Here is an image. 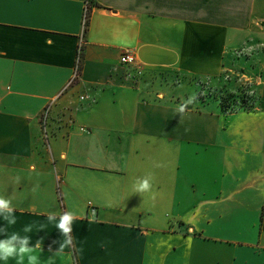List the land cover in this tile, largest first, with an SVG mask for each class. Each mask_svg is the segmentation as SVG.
<instances>
[{
  "label": "crops",
  "instance_id": "crops-1",
  "mask_svg": "<svg viewBox=\"0 0 264 264\" xmlns=\"http://www.w3.org/2000/svg\"><path fill=\"white\" fill-rule=\"evenodd\" d=\"M227 70L254 109L147 84ZM0 195L39 264H264V0H0Z\"/></svg>",
  "mask_w": 264,
  "mask_h": 264
},
{
  "label": "rangeland",
  "instance_id": "rangeland-1",
  "mask_svg": "<svg viewBox=\"0 0 264 264\" xmlns=\"http://www.w3.org/2000/svg\"><path fill=\"white\" fill-rule=\"evenodd\" d=\"M241 73H243L241 71ZM240 71L227 70L219 78L214 80L193 79L180 76L175 73L158 72L149 80L148 86L153 90L161 93H174L183 95L184 88L189 95L195 94L197 99L193 104H189L191 108H203L206 106H217L224 113H233L240 110H251L256 106L257 98L254 91L256 85L255 80L247 82L241 78ZM142 72L136 67L134 74H129L134 80H139ZM142 78V77H141ZM149 79V78H148ZM186 82L188 85L178 86ZM173 84V85H171ZM180 88L183 92L180 91ZM167 219L168 215L166 216Z\"/></svg>",
  "mask_w": 264,
  "mask_h": 264
},
{
  "label": "clouds",
  "instance_id": "clouds-1",
  "mask_svg": "<svg viewBox=\"0 0 264 264\" xmlns=\"http://www.w3.org/2000/svg\"><path fill=\"white\" fill-rule=\"evenodd\" d=\"M197 97L195 94L191 95L186 101H184L180 106L178 111L183 113L185 108L189 104H193ZM134 190L137 193L148 192L151 185V177L145 176L144 178H137L134 184ZM15 208L12 204L11 198H6L0 195V216L7 222L8 226L15 225L17 222L15 216ZM74 214L70 212H64L60 215L59 222L56 227L61 230L65 237L64 243L60 245V250L65 246L71 245L72 238L70 233L72 231V222L74 220ZM56 219V214L51 213L48 215V220L53 221ZM6 227L0 228V233L6 232ZM24 232L32 231V225L29 224L27 227L23 228ZM29 237L20 238L18 233L13 232L10 236H6L5 239L0 240V261H4L5 264L9 259H14L16 264H24L25 259H27V264H39V256L36 253V249L40 247L39 242L35 246L29 247Z\"/></svg>",
  "mask_w": 264,
  "mask_h": 264
},
{
  "label": "built area",
  "instance_id": "built-area-1",
  "mask_svg": "<svg viewBox=\"0 0 264 264\" xmlns=\"http://www.w3.org/2000/svg\"><path fill=\"white\" fill-rule=\"evenodd\" d=\"M85 7L86 8L88 7V0H85ZM85 16H86V13H85ZM81 47L82 46L80 44L79 48H78V59H77L76 68H75V72H74L73 78H76L77 73H78V63H79V56H80V53H81ZM119 62L122 65H128V66H132V65L136 64L135 57L130 52L123 53V55L119 59Z\"/></svg>",
  "mask_w": 264,
  "mask_h": 264
},
{
  "label": "trees",
  "instance_id": "trees-1",
  "mask_svg": "<svg viewBox=\"0 0 264 264\" xmlns=\"http://www.w3.org/2000/svg\"><path fill=\"white\" fill-rule=\"evenodd\" d=\"M87 24V22H85ZM80 62V61H79Z\"/></svg>",
  "mask_w": 264,
  "mask_h": 264
}]
</instances>
